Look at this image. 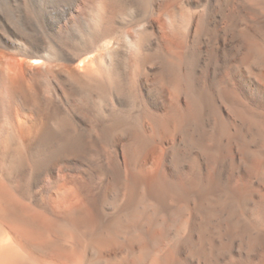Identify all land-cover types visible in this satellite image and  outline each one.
I'll return each mask as SVG.
<instances>
[{"label": "bare ground", "instance_id": "bare-ground-1", "mask_svg": "<svg viewBox=\"0 0 264 264\" xmlns=\"http://www.w3.org/2000/svg\"><path fill=\"white\" fill-rule=\"evenodd\" d=\"M0 264H264V0H0Z\"/></svg>", "mask_w": 264, "mask_h": 264}]
</instances>
